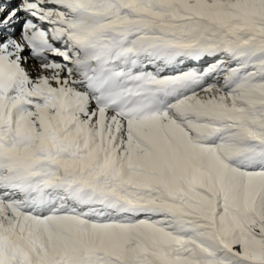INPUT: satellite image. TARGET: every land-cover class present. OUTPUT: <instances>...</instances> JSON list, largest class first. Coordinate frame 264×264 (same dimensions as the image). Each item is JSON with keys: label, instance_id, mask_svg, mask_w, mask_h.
<instances>
[{"label": "snow or ice", "instance_id": "snow-or-ice-1", "mask_svg": "<svg viewBox=\"0 0 264 264\" xmlns=\"http://www.w3.org/2000/svg\"><path fill=\"white\" fill-rule=\"evenodd\" d=\"M0 264H264V0H0Z\"/></svg>", "mask_w": 264, "mask_h": 264}]
</instances>
